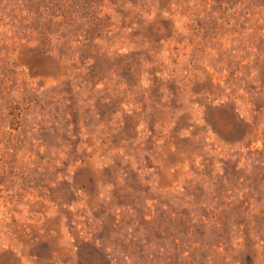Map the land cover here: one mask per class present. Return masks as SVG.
Segmentation results:
<instances>
[{
	"label": "rangeland",
	"instance_id": "374dc122",
	"mask_svg": "<svg viewBox=\"0 0 264 264\" xmlns=\"http://www.w3.org/2000/svg\"><path fill=\"white\" fill-rule=\"evenodd\" d=\"M0 264H264V0H0Z\"/></svg>",
	"mask_w": 264,
	"mask_h": 264
}]
</instances>
